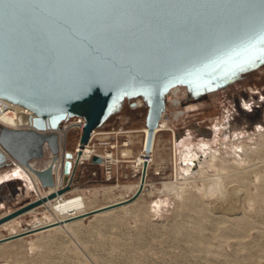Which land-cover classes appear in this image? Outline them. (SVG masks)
<instances>
[{
    "label": "water",
    "instance_id": "water-1",
    "mask_svg": "<svg viewBox=\"0 0 264 264\" xmlns=\"http://www.w3.org/2000/svg\"><path fill=\"white\" fill-rule=\"evenodd\" d=\"M41 2L0 5V99L34 115L29 129L0 126V146L25 167L44 157L45 144L57 160V135L39 131L59 130L64 122L82 119L80 143L85 145L126 102L135 107L139 99L147 108L149 154L173 89L181 88L196 100L226 92L264 68V0ZM256 102L257 97L239 103L228 119L212 126L192 124L186 137L217 146L218 134L229 140L236 124L248 131L264 128L263 110ZM238 110L245 122L236 121ZM72 159V152H66L65 179ZM6 166L10 163L0 151V169ZM33 171L44 188L55 185L51 167ZM41 203L15 210L0 225Z\"/></svg>",
    "mask_w": 264,
    "mask_h": 264
},
{
    "label": "rangeland",
    "instance_id": "rangeland-1",
    "mask_svg": "<svg viewBox=\"0 0 264 264\" xmlns=\"http://www.w3.org/2000/svg\"><path fill=\"white\" fill-rule=\"evenodd\" d=\"M247 91L264 97V86L254 84ZM224 93L211 94H220L221 101L191 111L189 116L184 108L185 101H190L185 90L180 109L169 105L166 120L173 117L170 128L176 133V147L172 130L157 134L144 186L137 191L135 187L142 184L143 175L135 159L143 149L147 108L143 105L136 109L126 102L121 113L98 131L122 134H113L108 141L102 140V135L95 138L100 153H111L113 162L78 165L73 190L67 193L68 198L80 195L95 212L78 220L72 229H48L0 244V264H264V128L248 131L245 125L236 124L229 140L224 141L218 134L217 146L212 144L215 141L204 139L195 144L185 134L192 124L212 126L235 113L234 104L225 101ZM178 111L184 116L174 120ZM179 129L184 130L183 134L178 133ZM76 131L68 135L67 151L77 150L82 131ZM125 131H135L131 146L126 145ZM205 142L220 149L222 159L216 160L218 166L204 164L199 172H188L183 163L185 148H198ZM247 148L254 150L248 152L251 157L244 152ZM126 149L133 151L132 157L124 156ZM47 158L45 154L43 159ZM223 178L227 201L216 200L219 190L214 181ZM6 182L16 186V197L0 203V219L39 200L43 193L36 192L21 172L17 176L12 166L0 171V183ZM210 189L217 191L215 196H205ZM123 197L128 203L119 205L121 201H116ZM110 203L113 206L109 211H96ZM44 212L38 206L36 213L23 214L11 225L22 231L25 225L29 227L38 220L43 223ZM0 233L7 237L11 229L1 226Z\"/></svg>",
    "mask_w": 264,
    "mask_h": 264
},
{
    "label": "bare ground",
    "instance_id": "bare-ground-1",
    "mask_svg": "<svg viewBox=\"0 0 264 264\" xmlns=\"http://www.w3.org/2000/svg\"><path fill=\"white\" fill-rule=\"evenodd\" d=\"M182 91H183V89H181V88H175L167 96L166 110L161 117L158 128L156 129V133H155V137H154V141H153V145H152V150L149 154H146V151H145L148 128L144 127L142 129L143 138H142L141 145H142L143 149L140 152V154H138L136 156L135 164H136V166L140 167L141 174L143 175V178L145 177V179H146V175L148 173V169H149L151 162H152V157H153V153H154V149H155L157 134L161 131L166 130V129L172 130V128H170L171 127L170 121H172L173 117H171V119H169V120H166V115L168 112L169 104L172 102L173 106H175L176 109H180V107L182 106L181 105L182 104V102H181ZM190 100H195V99H190ZM136 102H137V106L133 107V108L141 109L142 106L145 105L141 99L136 100ZM258 108L263 110V116H264V104L262 105V107L260 106ZM241 110L243 111V108H241ZM241 110H238L240 113V116L236 117V120L240 123L243 120L246 121V118L242 115ZM175 114L176 115H174V120L175 119L180 120L184 116V114L181 112H176ZM33 116H34L33 113L28 111L27 109H24L18 105H14L12 103H9L5 100L0 99V126H4V127L9 128V129H16V130L29 129L31 127L30 123H29V118L33 117ZM262 121H264V118L261 120V122ZM83 122L84 121L82 119L76 118V119L64 122L61 125L60 132L58 133L59 134L58 139H59V144H60L59 148H58V150H59L58 154L59 155L56 156L57 160H55V161H54L55 155L53 154L52 150L48 146H45L44 156L46 154L48 158L47 159L42 158L43 160L42 159L32 160L31 162H34V161H36V162H34L33 165L30 162L31 168L25 167V166L21 165L20 163H18L15 159H13V157H11L7 152H5L0 147V151H3L5 156L7 158L9 157L14 162L15 174H17V176L19 175L20 172L22 174H24V176L27 177L30 185L32 186V188L36 192L40 193L43 190L42 191L43 193H41L39 195L40 196L39 200L42 201L41 206L45 209V212H44L45 217L42 218V220L44 221L43 223H41V221H39V220L38 221L35 220L36 221L35 223H33L29 227L27 226V228L22 230V231H19L18 229H17L18 231H16L15 230L16 227L11 225L12 222L15 221L14 219L0 225V227L1 226H9L11 229V233L7 237L2 236L0 233V244H2V243L6 242V241H8L14 237H22L25 235H31V234L39 233V232L41 233V232L48 230V229L56 230V231L61 230L63 228L64 229L65 228L72 229L75 223H78L83 217H85L86 215L91 213V211L95 212L94 209H90L89 205L87 204V201L84 200L80 195L72 196V198L67 197V193H69L73 190L72 189V182H73V175L75 173V168L78 165L83 164L85 162H92L95 157L100 158V163H99L100 165L110 164L113 162L114 156L109 154L108 152H106L105 154L96 155L94 150L91 148L90 144L93 141L94 137L97 135L99 129L93 131V133L90 137V141L88 142L89 144L81 145L79 142V144L77 146V148H78L77 151H74V152L73 151H67L66 146H67V138H68L69 133L72 131H76L78 129H79V131L83 132ZM258 123H260V122H258ZM172 132H174L173 142H175V147H176V137H175L176 133L174 130H172ZM123 133L128 135V144H126V145L131 146L133 144V140H134L132 134H134L135 131H125ZM118 134H122V132H120ZM103 135H104V137H102L103 139L107 138L105 136V135H107L106 133H104ZM263 145H264V143H263ZM261 147H263V146H261ZM259 148L257 147V149H259ZM251 150L254 151L252 148H247L246 150H244V152H246V156L249 155L248 152ZM261 151L264 152V148L263 149L261 148ZM65 152H72V154H73V159L71 160L72 161V170H71L70 175L67 177V179H65V176L63 175V166L65 163ZM256 153H257V151H256ZM259 154H261V152ZM132 155H133V151L131 149L125 150V152H124L125 157L130 158V157H132ZM220 157H221L220 149L219 150L214 149V148H212V146L210 144L205 142V143L199 144L198 148H196L194 145L193 146H187L185 148V153L183 154V163L185 164L186 170L188 172L197 173L200 171V169L203 167L204 164H208L209 166H212V165L218 166L216 160L222 159V157L221 158ZM248 157H251V156L249 155ZM226 164H225V166H226ZM50 167L52 169L53 177L55 179V185L52 187L44 188L42 186L39 178L37 177V175L34 173L33 170L43 171V170L48 169ZM232 175H234V174H232ZM232 175L227 174L226 176L230 177ZM214 182H215V185L217 186V189L219 190V194L217 195L216 200L219 199L221 201L222 200L225 201L227 199V194L225 191H223L224 188L222 187V182H224V178H223V181L218 179V180H215ZM144 183H145V181H144ZM143 184H141L139 186L137 185L135 187V190L137 191L138 189L143 188V186H144ZM166 186L169 187L168 184ZM42 187L44 189H42ZM216 192H214V190L212 191L210 189V191H208L205 196H212V195L215 196L214 193H216ZM212 200H211V202H212ZM116 202H120V203H118L119 205L128 203L127 199L125 197L121 198L120 200H118ZM213 202H215V201H213ZM112 203H115V202H112ZM112 203L105 205L104 207H101V209L97 208L99 210H96V211L97 212H102V211L104 212L106 210L109 211V209H111L113 206ZM230 208H232V207L230 206ZM232 209H234V208H232ZM36 212H37V208H33V209L28 210L25 213V215L26 214H33Z\"/></svg>",
    "mask_w": 264,
    "mask_h": 264
},
{
    "label": "flooded vegetation",
    "instance_id": "flooded-vegetation-1",
    "mask_svg": "<svg viewBox=\"0 0 264 264\" xmlns=\"http://www.w3.org/2000/svg\"><path fill=\"white\" fill-rule=\"evenodd\" d=\"M261 74L263 75L261 76ZM254 84L264 86V68L263 70L261 69L259 71H255L247 74L246 76L243 77L242 80L230 86L227 89V91L224 93L225 101H229L233 103L234 106H237L239 103L245 102L246 100L249 101L256 100L257 97L256 107H259L258 106L259 103L261 104L264 102V100L260 101L259 99H264V97H261L260 93H258L260 95L258 94L249 95L247 91V88ZM219 95H205L200 99L185 101L184 108L186 109V115L189 116L191 111L194 110H200V109H206L212 107L216 102L221 101ZM262 95H264V91ZM177 131L179 134H183L184 132V130H180V129ZM7 159L8 162L10 163V166L14 167L15 164L12 161V159H10L9 157ZM10 166L3 167L0 169V171L5 170ZM16 189H17L16 186L12 182L0 183V203L11 202L14 199V197H16L15 196Z\"/></svg>",
    "mask_w": 264,
    "mask_h": 264
},
{
    "label": "built area",
    "instance_id": "built-area-1",
    "mask_svg": "<svg viewBox=\"0 0 264 264\" xmlns=\"http://www.w3.org/2000/svg\"><path fill=\"white\" fill-rule=\"evenodd\" d=\"M171 107H175V106H173V103L171 102L170 104H169ZM137 106V105H136ZM135 106V107H136ZM176 108V107H175ZM179 112V111H178ZM180 112H182V111H180ZM183 113V112H182ZM80 122V121H79ZM70 124V123H69ZM83 128H84V122H83ZM60 132V129L59 130H54V129H47V130H45V131H39V133H42V134H47V135H52V134H55V135H57V137L59 138V133ZM76 132H81V131H79V129L76 131ZM75 132V133H76ZM104 133H100V132H98L97 133V135L94 137V139H93V141L91 142V144H90V146H91V148L94 150V152L96 153V155H98V154H101L100 153V151H99V145H97L96 143H95V138L97 137V136H99V135H102L103 137H104V135H103ZM107 135H105L107 138H105V139H103L102 137H101V139L102 140H106V141H108V140H110V139H112V135L113 134H118V132H107L106 133ZM90 141V140H89ZM81 144V143H80ZM89 144V143H88ZM59 139H58V148H59ZM82 145V144H81ZM45 146H48V144H45ZM45 146H44V148H45ZM1 147V146H0ZM49 147V146H48ZM2 148V147H1ZM3 149V148H2ZM78 149V148H77ZM4 150V149H3ZM59 151V150H58ZM77 151V150H76ZM3 152V151H2ZM98 152V153H97ZM106 152H108V151H106ZM105 152V153H106ZM66 153V152H65ZM109 153V152H108ZM109 154H111V153H109ZM112 155V154H111ZM100 165V164H99ZM107 165V164H106ZM102 166V165H101Z\"/></svg>",
    "mask_w": 264,
    "mask_h": 264
},
{
    "label": "snow or ice",
    "instance_id": "snow-or-ice-1",
    "mask_svg": "<svg viewBox=\"0 0 264 264\" xmlns=\"http://www.w3.org/2000/svg\"><path fill=\"white\" fill-rule=\"evenodd\" d=\"M17 2V0H0V5H5V4H12ZM49 3V0H42L40 6H44L46 4ZM262 36H264V26H262V32H261Z\"/></svg>",
    "mask_w": 264,
    "mask_h": 264
}]
</instances>
